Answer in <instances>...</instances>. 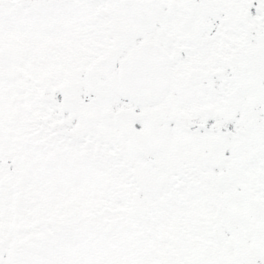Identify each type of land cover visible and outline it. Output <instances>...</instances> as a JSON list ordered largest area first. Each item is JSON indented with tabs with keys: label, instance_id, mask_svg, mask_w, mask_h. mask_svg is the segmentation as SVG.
Wrapping results in <instances>:
<instances>
[{
	"label": "snow or ice",
	"instance_id": "6c2138e0",
	"mask_svg": "<svg viewBox=\"0 0 264 264\" xmlns=\"http://www.w3.org/2000/svg\"><path fill=\"white\" fill-rule=\"evenodd\" d=\"M0 264H264V0H0Z\"/></svg>",
	"mask_w": 264,
	"mask_h": 264
}]
</instances>
